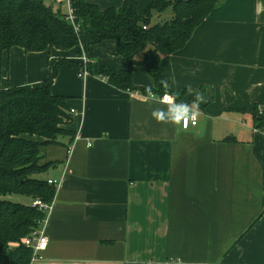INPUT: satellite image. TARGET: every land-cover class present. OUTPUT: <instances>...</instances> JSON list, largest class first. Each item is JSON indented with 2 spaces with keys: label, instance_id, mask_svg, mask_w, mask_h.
I'll list each match as a JSON object with an SVG mask.
<instances>
[{
  "label": "crops",
  "instance_id": "1",
  "mask_svg": "<svg viewBox=\"0 0 264 264\" xmlns=\"http://www.w3.org/2000/svg\"><path fill=\"white\" fill-rule=\"evenodd\" d=\"M64 3L76 22L80 0ZM86 42L3 57V89L40 87L59 59L79 66H61L51 87L76 111V137L42 150L58 163L46 180L60 186L40 229L48 247L31 264H264V130L251 112L264 120V0H225L182 50L162 57L173 96L191 103V88L206 98L188 129L151 117L166 105L84 75ZM117 51L106 41L86 57L118 73L128 64ZM133 83L154 86L139 66Z\"/></svg>",
  "mask_w": 264,
  "mask_h": 264
},
{
  "label": "trees",
  "instance_id": "2",
  "mask_svg": "<svg viewBox=\"0 0 264 264\" xmlns=\"http://www.w3.org/2000/svg\"><path fill=\"white\" fill-rule=\"evenodd\" d=\"M225 0H123L120 8L102 10L87 0H80L78 31L61 9L45 0H0V198L20 196L53 204L57 188L37 176L48 174L57 162H45L42 152L50 146L71 145L76 137L68 129L73 121L68 101L51 93L61 66L78 65L59 59L40 87L1 86L4 54L14 47L27 53L50 50L69 51L87 42V53L106 41L118 43L117 55L128 69L115 73L95 63L87 64L91 75L105 78L119 90L147 96L146 87L133 83L136 66L147 70L153 79L151 88L159 96L164 89L159 81L168 76L161 69L163 56L182 50L196 29ZM61 5V4H59ZM172 9L171 20L155 24ZM79 54L82 55L81 51ZM142 55L141 59L138 56ZM79 67V66H78ZM80 68H83L80 66ZM185 92L182 91V95ZM182 98L176 96V101ZM252 112L256 128L264 130V120L257 108ZM30 202V204H31ZM30 204L0 200V264H31L33 251L25 241L42 228L47 214Z\"/></svg>",
  "mask_w": 264,
  "mask_h": 264
},
{
  "label": "clouds",
  "instance_id": "3",
  "mask_svg": "<svg viewBox=\"0 0 264 264\" xmlns=\"http://www.w3.org/2000/svg\"><path fill=\"white\" fill-rule=\"evenodd\" d=\"M159 83L164 89L169 88V81L167 78H162ZM189 91L193 92L194 99L191 103H185L183 101L177 102L176 97L169 94L167 91L163 96H159L152 91L151 88L146 89L147 97L151 98V101L166 105V108H154L151 111V117L157 123H171L176 126H182L187 128L189 122L196 123L200 115V104L206 102L204 94L198 90Z\"/></svg>",
  "mask_w": 264,
  "mask_h": 264
},
{
  "label": "built area",
  "instance_id": "4",
  "mask_svg": "<svg viewBox=\"0 0 264 264\" xmlns=\"http://www.w3.org/2000/svg\"><path fill=\"white\" fill-rule=\"evenodd\" d=\"M52 1H54L58 4H63L67 0H52ZM68 20L72 23L75 30L78 31L77 21L75 22V20L70 16H68ZM82 61H83V63H82L83 74L87 75L88 74L87 64L89 63V61H88V58L86 57V52L84 50L82 51ZM132 93H134L136 95L143 96L139 92H132ZM145 97H147V96H145ZM71 113H72V115H75L76 111L71 110ZM197 121H198V119H197ZM197 121H196V123H192L190 121L188 127L185 129H188L189 126L195 127L197 125ZM49 184L54 185L56 188H58L60 186V182H58V181H49ZM30 206L32 208L38 209L39 211L44 212L46 214H48L52 208V205L44 203L41 200L32 201ZM25 245H26V247H28L29 249H31L33 251V256H32V261H31V263H33L40 258L41 252H43L47 249L48 238L44 232L39 231V232L31 235V237H28L25 241Z\"/></svg>",
  "mask_w": 264,
  "mask_h": 264
},
{
  "label": "rangeland",
  "instance_id": "5",
  "mask_svg": "<svg viewBox=\"0 0 264 264\" xmlns=\"http://www.w3.org/2000/svg\"><path fill=\"white\" fill-rule=\"evenodd\" d=\"M45 2L48 4V5H52L54 8H59V9H63L65 10L66 9V3H64L63 5H59L58 3L52 1V0H45ZM123 4V1L121 0L120 3H117V0H110L109 2V5L107 7H110V6H114L116 8H120ZM106 8V7H104ZM173 16V12H172V9H168L162 17H159V18H155L154 19V23L155 24H163L164 22L166 21H169L171 20ZM141 57V55L139 56ZM37 179H40V180H46L47 179V174H42L40 176H37L36 177ZM0 200H6V201H11V202H17V203H22V204H28L29 201L27 198H23V197H20V196H8V197H1ZM39 230L35 231V233L39 232Z\"/></svg>",
  "mask_w": 264,
  "mask_h": 264
}]
</instances>
